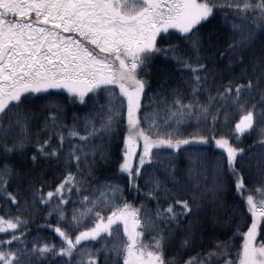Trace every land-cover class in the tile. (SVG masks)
I'll list each match as a JSON object with an SVG mask.
<instances>
[{"label": "snow or ice", "instance_id": "snow-or-ice-1", "mask_svg": "<svg viewBox=\"0 0 264 264\" xmlns=\"http://www.w3.org/2000/svg\"><path fill=\"white\" fill-rule=\"evenodd\" d=\"M54 89L93 103L67 123ZM253 133L249 154L264 0H0V264H264V161L249 188L238 146ZM37 214L58 242L32 235Z\"/></svg>", "mask_w": 264, "mask_h": 264}, {"label": "trees", "instance_id": "trees-1", "mask_svg": "<svg viewBox=\"0 0 264 264\" xmlns=\"http://www.w3.org/2000/svg\"><path fill=\"white\" fill-rule=\"evenodd\" d=\"M162 61L160 59H157L155 61V65L161 64ZM141 75H146L149 80L152 81L153 85H155L160 79V74L158 72V69L155 66H152V73L151 75L147 73H141ZM52 94V98L59 99L60 103L63 105L64 111L69 117V119L66 121L67 123H71V115L72 113H78L80 115H83L84 113L89 111V108L91 107L93 101L90 98L91 94L86 95L85 101L84 102H79V101H70L66 97L68 96V93L63 92V91H50ZM191 129H186L185 132L187 133ZM257 137L255 134H242L241 136V143L238 144V146L245 147L246 148V155L244 157L245 161L247 162V166L245 168H242V171L244 172L245 175V183L248 185L249 188H253L254 186L258 185L260 183V173L258 172V168L261 167V162L264 161V149H261L259 146H254L250 150L247 149L248 145H252L253 141L256 140ZM191 151V150H190ZM209 154L208 156L203 158V164L206 165L209 169V181L211 180V167H212V161L215 156L219 155V152L213 153L210 149L208 150ZM116 154L115 152L113 153L112 159L108 161H98L96 168L97 171L93 173L94 176H98L100 179L105 178V176L111 177L116 173ZM188 162L187 160L183 157H181V164L186 165ZM50 167L44 168V179L49 182H55V177L54 173H59V169L56 168V162L55 161H50L49 162ZM239 166V165H238ZM119 182L124 183L123 177H119ZM11 191V189H9ZM125 196L129 200H133L134 203L139 204L140 199L142 197L137 194L134 196L129 192L127 187L125 188ZM225 199L229 202H235L237 200V197H234L232 194V190L230 189L229 192L227 193ZM151 206V204H150ZM46 211V209L44 210ZM230 211V209H229ZM226 219V217H225ZM48 224L55 223V220H49L47 221ZM39 225L40 228L37 229L36 226ZM29 228L34 229L32 232V235H35L37 231L41 233L43 236L50 237L52 240H55L58 242V236L53 233L51 230H49L45 226V221L42 218L41 214H37L36 219L28 225ZM230 234V229L227 227L222 228L221 231L217 232L216 235L220 239H225V233ZM147 238V237H146ZM234 241L238 243L237 238H233ZM172 252L171 250L169 251V255H171Z\"/></svg>", "mask_w": 264, "mask_h": 264}, {"label": "rangeland", "instance_id": "rangeland-1", "mask_svg": "<svg viewBox=\"0 0 264 264\" xmlns=\"http://www.w3.org/2000/svg\"><path fill=\"white\" fill-rule=\"evenodd\" d=\"M50 91H63V92H66V90H64V89H54V90H50ZM79 102H81V101H79Z\"/></svg>", "mask_w": 264, "mask_h": 264}]
</instances>
